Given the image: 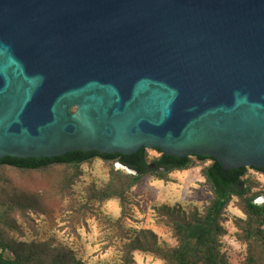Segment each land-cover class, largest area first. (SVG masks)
Segmentation results:
<instances>
[{
  "label": "water",
  "instance_id": "95a60500",
  "mask_svg": "<svg viewBox=\"0 0 264 264\" xmlns=\"http://www.w3.org/2000/svg\"><path fill=\"white\" fill-rule=\"evenodd\" d=\"M142 148L264 169V0H0V160Z\"/></svg>",
  "mask_w": 264,
  "mask_h": 264
},
{
  "label": "rangeland",
  "instance_id": "374dc122",
  "mask_svg": "<svg viewBox=\"0 0 264 264\" xmlns=\"http://www.w3.org/2000/svg\"><path fill=\"white\" fill-rule=\"evenodd\" d=\"M150 159L160 156L154 149H147ZM211 161L196 162L186 170H175L169 180L146 175L132 187L126 211H122L120 199L90 202V189L100 188L110 179L111 163L95 158L77 169L55 164L43 170H20L0 166V202L9 199L11 191L22 194L30 206L7 211L1 232L10 243L7 254L13 249L35 254V264H52L53 258L64 264H123L124 244L143 230L157 234L159 244L177 245L172 228L159 208L168 205L189 212L200 211L214 197L202 169ZM116 170L135 174V170L120 162L113 164ZM246 178L255 182L253 191H264V173L248 167ZM69 183H71L69 185ZM90 202V203H89ZM256 202L264 203V194ZM222 249L230 264H243L247 245L238 237L237 218H245L238 197H233L225 212ZM134 264H167L153 252L136 249Z\"/></svg>",
  "mask_w": 264,
  "mask_h": 264
},
{
  "label": "trees",
  "instance_id": "16d2710c",
  "mask_svg": "<svg viewBox=\"0 0 264 264\" xmlns=\"http://www.w3.org/2000/svg\"><path fill=\"white\" fill-rule=\"evenodd\" d=\"M160 156L150 159L146 148L133 154L105 153L99 151H73L65 156L54 157H13L6 156L0 160V166H10L20 170H43L55 164H63L77 169L80 165L95 158H102L111 163L110 179L102 187L90 189V202H104L120 199L122 211H126L129 193L146 175L160 180H169V174L175 170L193 168L198 162L211 161L202 169L206 182L211 186L214 197L200 211L197 207L189 212L181 208L164 205L159 208L164 215L177 240L174 247L159 244L157 234L152 230H143L124 244L123 264H134L133 251L136 249L153 252L167 264H230L229 257L222 249V237L227 233L224 227L225 212L233 197H238L245 218H237L238 237L247 245L243 264H264V203L256 199L264 191H256L255 182L246 178L248 167L227 170L216 158L209 156H184L166 154L156 149ZM114 162L135 170V174L116 170ZM263 172L264 169L251 167ZM71 183H69L70 185ZM17 188L11 191L6 202H0V224L5 223L7 211L18 207L30 206V202ZM89 202V203H90ZM32 206V205H31ZM10 243L5 240L0 228V264H35V254L24 252L21 248L13 249V256L7 254ZM65 261L53 258L52 264H64Z\"/></svg>",
  "mask_w": 264,
  "mask_h": 264
},
{
  "label": "built area",
  "instance_id": "2783aa9c",
  "mask_svg": "<svg viewBox=\"0 0 264 264\" xmlns=\"http://www.w3.org/2000/svg\"><path fill=\"white\" fill-rule=\"evenodd\" d=\"M0 251H1V249H0Z\"/></svg>",
  "mask_w": 264,
  "mask_h": 264
}]
</instances>
